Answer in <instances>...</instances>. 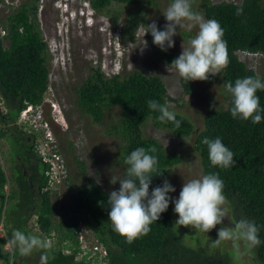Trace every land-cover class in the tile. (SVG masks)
Segmentation results:
<instances>
[{"label": "trees", "instance_id": "obj_1", "mask_svg": "<svg viewBox=\"0 0 264 264\" xmlns=\"http://www.w3.org/2000/svg\"><path fill=\"white\" fill-rule=\"evenodd\" d=\"M38 1H25L4 23L0 18V99H3L6 107V114L0 112V121L8 126L16 122L20 112L27 106L40 105L49 87L48 46L37 24ZM89 3L97 13H101L112 3L128 6L137 4L134 0H89ZM241 5L243 15L237 16L236 10ZM202 11L206 19L218 20L224 29L230 63L222 72V86L229 103L224 109H207L203 128L195 136L194 151L200 159L203 175L218 173L222 179L232 224L246 218L259 227L261 244L253 249L264 264V120L253 124L251 121L233 119L230 113L231 96L224 87L226 82L234 83L237 78L257 76L238 59L237 53L264 55V0H243L240 4H213L211 0H204ZM139 19V14L133 12L128 21L130 25L137 26ZM2 31L4 35H1ZM155 47L159 58L168 65L178 57L161 51L156 45ZM181 85L186 93L192 90L191 85L183 79ZM76 95L80 111L89 115L95 123H101L105 112L110 108L119 109V120L110 127L109 133H115L124 142L118 153L119 161L124 165V177L127 169L124 161L131 151L138 147H155L156 152L152 154L158 157L159 170L164 173L162 177L152 178L150 192L162 185L163 179L168 178L169 169L178 165L180 159L175 154H167L155 139L144 138L142 126L149 121L156 128L164 129L178 139L187 138L195 131L193 124L181 114L175 113L176 119L181 121L180 128H176L171 122L159 121V113L149 109L148 100H156L166 106L169 103L178 104L177 99L168 95L163 80L159 76L146 75L140 71L106 78L98 67L77 89ZM257 95L261 107H264V91H258ZM11 112L15 115L12 116ZM8 126L3 134L11 139L13 161L15 156H22L21 151L25 149L26 142L20 136L21 133ZM205 137L221 138L235 154L236 164L233 168L221 169L211 165L207 146L202 144ZM27 148L31 156L40 161L41 174L38 177L34 174L32 190L20 172L16 175L12 171L15 189L6 194L8 177L0 166V223L4 228L11 222L16 225L15 229L27 228L28 220L35 217L38 237L44 240L50 238L52 241V232L55 233L56 242H51V255L54 258H50L47 264H92L91 261H96L99 256L102 257L103 264H228L226 258L219 256L216 251L215 254L213 252V255L206 256L186 247L185 241H181L176 231L179 227L172 218L171 202L168 210L151 225L148 235L131 244L127 243L113 230L108 220V193L93 180H88L84 186L70 188L75 191L71 196V215L55 225L57 209L50 195V178L46 176L50 165L42 162L33 144ZM80 163V166L83 165ZM80 214L92 220L93 234L102 247L100 252L91 256V261H87V257L94 246H88L87 254L76 259L81 253L77 235L82 220ZM28 232L30 233L29 230ZM12 237V231L8 230L4 237H0V262L30 264L17 249L14 252L4 250ZM205 245L207 241L202 243L203 247ZM203 249L205 247L200 248ZM65 250L69 253L66 254ZM35 253L40 256L42 254L38 251ZM34 264H41V258Z\"/></svg>", "mask_w": 264, "mask_h": 264}, {"label": "rangeland", "instance_id": "obj_2", "mask_svg": "<svg viewBox=\"0 0 264 264\" xmlns=\"http://www.w3.org/2000/svg\"><path fill=\"white\" fill-rule=\"evenodd\" d=\"M25 1L27 0H2L0 4L2 23ZM134 1L137 4L132 6L112 3L101 13L93 10L89 0L38 1L37 24L48 46L49 86L52 89L43 96V99L45 98V102H53L55 106L45 105L39 112L31 111L26 116L21 113L16 122L9 126L0 121V166L8 177L5 187V192L8 194L15 189V185L11 169L14 151H11V139L3 134L7 126L22 131L40 154L49 151L50 148L57 151L66 170V180L65 177H61L59 185L51 188L50 195L57 209L55 225L67 220L71 215V196L75 191L70 188L84 186L88 180H93L109 193L119 189V183L112 184L111 180L118 181L124 178V165L120 163L118 157L124 142L120 136L109 133L110 127L119 120V109L110 108L105 112L102 122L95 123L89 115L82 113L77 105V89L96 68L100 67L106 78L116 74L126 75L134 71L159 76L167 88L168 95L178 100V104H168L169 110L185 116L193 124L194 133L180 139L173 137L164 129L156 128L149 121L141 128L144 138L155 139L167 154H175L180 159L179 164L168 171L167 179L176 189L175 192L170 193L173 198L179 197L184 180L203 175L200 159L194 151V140L196 134L203 128L204 114L208 108L224 109L229 103L222 86V73L211 77L208 81H189L192 90L189 93L184 92L178 73L174 70L168 72L166 62L157 55L151 33L144 36L148 46L141 54L139 47L143 43L144 29L155 21L158 28L163 30L166 19L162 12L171 0ZM203 1L193 2L194 10L202 14ZM242 1L211 0L213 4L222 2L240 4ZM133 12L140 17L137 26L130 25L128 21ZM178 31L180 35L173 37L175 46L167 51L176 56L181 54L182 43L187 44L197 30ZM237 56L247 68L264 78V55L239 52ZM0 112L6 114L3 99H0ZM11 114L15 115L13 112ZM79 162L83 165L80 166ZM171 205L172 218L176 223L178 215L174 213V204ZM9 208L10 204L7 211ZM80 216L82 220L77 235L82 243L86 246L102 248L93 234L92 220L84 217L83 214ZM8 225L4 228L0 223V237H4L7 230L12 233L20 230L25 234L39 236L35 217L28 220L27 228L15 229L16 225L12 222ZM223 226H233L230 213L228 218H225ZM178 227L176 231L181 241L184 240L186 247L201 255H213L216 251L219 256L226 258L228 264H263L255 250L250 249L245 241L214 243L218 239L220 225L208 233L180 225ZM52 236L54 239L51 242L54 244L55 233L52 232ZM197 236L200 238L198 239ZM10 241L7 242L4 250L14 252L16 248L10 244ZM204 241H207V245L204 246L205 249L200 250L204 248L202 246ZM86 246L83 248L86 249ZM35 252L26 257L30 264L38 262L41 258ZM65 253L68 254L69 251L65 250ZM94 255L91 252L90 256ZM80 257L79 255L78 259ZM87 261H91L90 257ZM91 262L103 264L100 256L96 261Z\"/></svg>", "mask_w": 264, "mask_h": 264}, {"label": "clouds", "instance_id": "obj_3", "mask_svg": "<svg viewBox=\"0 0 264 264\" xmlns=\"http://www.w3.org/2000/svg\"><path fill=\"white\" fill-rule=\"evenodd\" d=\"M194 0H171L162 15L166 19L163 30L153 21L143 31V43L139 47L141 54L147 48L144 36L151 33L153 44L161 51L167 52L175 46L173 37L180 35L178 30L196 29L195 35L181 45V54L170 65L167 71H175L186 81H208L211 77L220 75L227 69L230 58L228 43L224 39V29L216 19H206L202 13L194 10ZM236 15H243L242 5L237 8ZM118 39V38H117ZM226 91L231 96L230 113L233 119L251 121L259 124L264 120V107H261L258 91H264V78L246 76L237 78L235 82H226ZM46 93V92H45ZM45 95V94H44ZM147 105L153 112H158L157 119L171 122L180 128L181 121L166 105L156 100H148ZM202 144L207 146L208 158L213 167L221 169L233 168L236 164L235 154L222 142L221 138L205 137ZM155 147H138L126 157V176L111 180L119 183L118 190H112L107 196L108 220L113 230L129 244L148 235L151 225L156 223L161 214L165 213L170 202L174 204V213L178 215L176 224L199 232L208 233L218 225V239L221 241L242 240L247 246L255 248L261 244L259 227L254 221L242 218L233 226H223L230 209L224 194V183L218 173H208L198 178L185 181L178 198L170 193L176 191L174 186L163 179L160 186L150 192L152 178L163 176L159 170L158 157L152 153ZM10 244L23 257L31 256L34 251L41 252V264H47L52 257V243L38 236L25 234L20 230L13 233Z\"/></svg>", "mask_w": 264, "mask_h": 264}, {"label": "built area", "instance_id": "obj_4", "mask_svg": "<svg viewBox=\"0 0 264 264\" xmlns=\"http://www.w3.org/2000/svg\"><path fill=\"white\" fill-rule=\"evenodd\" d=\"M1 35H4L3 31L1 32ZM50 89L51 88L49 86L47 88L46 93H48V91ZM50 91H52V89ZM46 93H45V95H46ZM44 99L42 100L41 104L36 106V107L27 106L25 109H23L20 112V114L22 113L24 116H26L31 111H38L39 112L45 105H50V107H54L55 106L53 102L52 103L45 102ZM39 155L41 156L43 163H47V164L50 165L49 170L46 172V176H48L50 178V180H48V186L51 187V188H56L59 185V179L61 177H63V178L65 177L66 178V170L64 168V164L60 160V158L58 156V153H57V151L54 148H50L49 151L47 150V152H44L42 154L39 153ZM46 240L51 241L50 238H48ZM79 240H80V243H81L80 244L81 253L76 256V259H78L79 255L82 257L83 254L84 255L87 254V249H88V246L83 244L80 238H79ZM85 246H86V249L83 248ZM82 248L84 250H82ZM100 250H101V248H98V247L94 246L93 249L91 250V252H93V254H95L96 252H100ZM88 257H90V259H91V256H88Z\"/></svg>", "mask_w": 264, "mask_h": 264}, {"label": "flooded vegetation", "instance_id": "obj_5", "mask_svg": "<svg viewBox=\"0 0 264 264\" xmlns=\"http://www.w3.org/2000/svg\"><path fill=\"white\" fill-rule=\"evenodd\" d=\"M19 132V131H18ZM19 133L21 137L24 138L26 142V147L22 152L21 157L15 156L14 160L12 161V171L15 172L16 175H19V172L22 174V176L26 179L28 182L29 186L33 189V180L32 178L35 176L34 174L36 173V177H38L41 174V164L40 161L37 158H33L30 154L29 147L31 142H29V139H26L22 131ZM12 136V134L10 133ZM33 144V143H32ZM12 151V148H11ZM34 168V170H33ZM35 200V198H34Z\"/></svg>", "mask_w": 264, "mask_h": 264}]
</instances>
